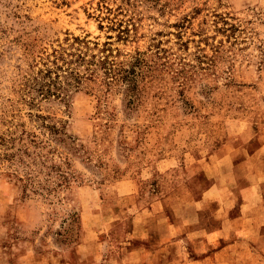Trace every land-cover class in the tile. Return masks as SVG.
<instances>
[{"label":"rangeland","instance_id":"rangeland-1","mask_svg":"<svg viewBox=\"0 0 264 264\" xmlns=\"http://www.w3.org/2000/svg\"><path fill=\"white\" fill-rule=\"evenodd\" d=\"M75 38L115 74L72 63L36 92ZM257 151L264 0H0V264L25 248L35 264H81L91 237L85 264H106L140 245L147 214L185 237L203 193L236 204L228 187L256 182Z\"/></svg>","mask_w":264,"mask_h":264},{"label":"crops","instance_id":"crops-1","mask_svg":"<svg viewBox=\"0 0 264 264\" xmlns=\"http://www.w3.org/2000/svg\"><path fill=\"white\" fill-rule=\"evenodd\" d=\"M264 157L255 152L249 161ZM260 174L255 183L228 187L236 198L223 196L216 206H211L212 190L199 197L205 205L197 211V228L192 227L183 235L178 230L160 233L147 214L148 226L145 234H139V246L130 245L125 254L117 259L110 258L106 264H262L264 254V166L256 168ZM213 205V204H212ZM215 205V204H214ZM152 223V224H151ZM151 225V227L149 226ZM135 230H140L135 228ZM138 237V236H136ZM152 239L156 243L151 242ZM94 238L82 239L77 250L81 264L94 263L97 255L93 252ZM87 245V246H85ZM172 251V254L166 251ZM254 250V251H252ZM257 250V252H255ZM32 248H25L15 264H35Z\"/></svg>","mask_w":264,"mask_h":264},{"label":"trees","instance_id":"trees-1","mask_svg":"<svg viewBox=\"0 0 264 264\" xmlns=\"http://www.w3.org/2000/svg\"><path fill=\"white\" fill-rule=\"evenodd\" d=\"M122 33H124V30L120 31V34L122 35ZM120 38V35H119ZM76 45V47H75ZM86 45L85 42L78 40L77 38L74 39L73 44H72V51L71 53H60L58 55L57 51H54L53 53V60L52 61H48V63H52L53 67L52 68H46L43 72V77H42V83L43 85H41V83L37 82L36 80H34V89L39 92L40 94H42V92H46L48 95L50 94V90L46 89V87H50L51 85H54L56 82V80L59 79V75L57 74V72L60 70L62 72H67V70L69 68H67V66L69 64L72 63H76V65L80 66L83 64H87L89 67L94 66V67H101L103 72V75H105L107 78L111 77L112 75L115 74V72L117 71V68H109V66H111L113 63H110L109 61L106 60V57H100L99 60L97 59V57L95 55H90V61L89 63L86 62V54L85 51L87 50L86 47H84ZM107 44H104V46L106 47ZM83 47L85 49V51L83 52ZM106 50V49H105ZM102 53V52H101ZM49 59V58H48ZM58 61L61 62L62 64L59 66L58 65ZM63 65H65V68L63 67ZM56 70L57 72L54 73L55 75V79L51 78V74L53 73L51 70ZM67 69V70H64ZM87 73L88 71L90 72V76L95 75V70H90V68H87ZM73 71H71L69 74L71 75ZM112 72V74H111ZM117 75V74H116ZM74 80L75 84H79L80 82V76L78 74H76L75 76H71ZM55 80V81H54ZM131 81V80H130ZM132 82V81H131ZM130 83V82H129ZM76 85V86H77ZM52 127L51 129H49L50 131H55V133L58 131V129L55 126H50Z\"/></svg>","mask_w":264,"mask_h":264}]
</instances>
